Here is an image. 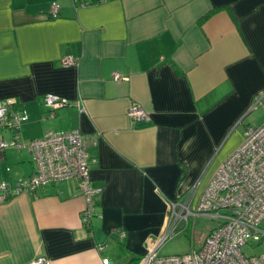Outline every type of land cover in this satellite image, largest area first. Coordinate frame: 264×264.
Returning <instances> with one entry per match:
<instances>
[{
  "label": "crops",
  "instance_id": "1",
  "mask_svg": "<svg viewBox=\"0 0 264 264\" xmlns=\"http://www.w3.org/2000/svg\"><path fill=\"white\" fill-rule=\"evenodd\" d=\"M67 56L77 64L63 66ZM48 93L83 109L53 110ZM7 98L28 113L25 141L73 128L94 141L91 184L103 190L90 227L73 179L0 203V264H128L156 247L169 202L199 197L241 144L251 124L236 125L257 108L264 122V0H0ZM135 104L148 118L128 116ZM34 170L27 150L0 147V182Z\"/></svg>",
  "mask_w": 264,
  "mask_h": 264
},
{
  "label": "built area",
  "instance_id": "2",
  "mask_svg": "<svg viewBox=\"0 0 264 264\" xmlns=\"http://www.w3.org/2000/svg\"><path fill=\"white\" fill-rule=\"evenodd\" d=\"M74 5L88 6L110 0H72ZM60 5L52 4V15H59ZM63 66L76 65L71 56L61 59ZM51 109L77 105L80 101L48 93L43 98ZM12 98L0 100V131L11 133L0 139V147L27 150L32 157L34 172L17 184L0 182V203L24 191L40 192L60 180L73 179L85 199L81 220L91 226L96 214L101 187L91 184V164L88 148L94 142L78 129L48 131L42 137L25 141L21 126L29 119L24 108H16ZM257 105L253 106L256 108ZM132 119L148 118L139 104L128 110ZM169 217L156 247L144 254L138 264H264V122L244 131L241 144L217 167L199 197L193 194L169 202ZM206 216L217 221L203 245L180 255L160 254L164 244L174 237L181 225L191 217ZM123 236L122 231H118ZM249 245L255 252L246 255L243 247ZM100 250L103 246H99ZM104 264H111L106 258ZM29 264H52L41 256Z\"/></svg>",
  "mask_w": 264,
  "mask_h": 264
},
{
  "label": "rangeland",
  "instance_id": "3",
  "mask_svg": "<svg viewBox=\"0 0 264 264\" xmlns=\"http://www.w3.org/2000/svg\"><path fill=\"white\" fill-rule=\"evenodd\" d=\"M262 120L263 112L260 108H257L252 111L243 123L236 125L237 131H235V133H242L248 124H251L250 126L261 124L263 123ZM217 224L216 220L206 216L191 217L189 222L187 224L184 222L179 228V232L164 244L160 250V254L163 256L180 255L190 252L193 246L196 249L200 248L208 236V233ZM243 252L246 253V255H250L255 252V249L246 245L243 247Z\"/></svg>",
  "mask_w": 264,
  "mask_h": 264
},
{
  "label": "trees",
  "instance_id": "4",
  "mask_svg": "<svg viewBox=\"0 0 264 264\" xmlns=\"http://www.w3.org/2000/svg\"><path fill=\"white\" fill-rule=\"evenodd\" d=\"M120 249L122 250L121 252H123L124 254L126 253V250L123 246H121ZM142 257L143 256H141V255H138V254L136 255L134 253H131V255L128 257V264H138L140 262V260L142 259Z\"/></svg>",
  "mask_w": 264,
  "mask_h": 264
}]
</instances>
